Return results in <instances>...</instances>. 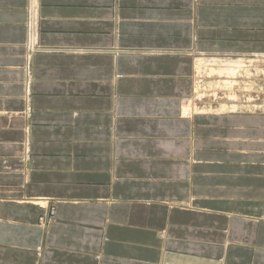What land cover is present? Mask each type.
<instances>
[{
    "label": "crops",
    "instance_id": "crops-1",
    "mask_svg": "<svg viewBox=\"0 0 264 264\" xmlns=\"http://www.w3.org/2000/svg\"><path fill=\"white\" fill-rule=\"evenodd\" d=\"M0 264H264V0H0Z\"/></svg>",
    "mask_w": 264,
    "mask_h": 264
},
{
    "label": "bare ground",
    "instance_id": "bare-ground-1",
    "mask_svg": "<svg viewBox=\"0 0 264 264\" xmlns=\"http://www.w3.org/2000/svg\"><path fill=\"white\" fill-rule=\"evenodd\" d=\"M217 62V61H216ZM219 62V61H218ZM256 62V61H255ZM220 63V62H219ZM212 64H214V63H212ZM225 64V63H224ZM228 65L230 64V63H227ZM247 64H248V62H247ZM219 65V64H218ZM221 65V64H220ZM231 65H233V64H231ZM198 66H201L200 64H198ZM249 66V65H248ZM218 67V66H217ZM242 67L243 66H241V69H242ZM199 68V67H198ZM222 68V67H221ZM228 69H226V70H223V72L225 71V73H226V75H229V76H231V75H234L236 72H237V70L240 68V67H236V69H232V68H229V67H227ZM248 70H251V69H249V67H246ZM244 69V68H243ZM239 71V70H238ZM199 72H200V70L198 71V72H196L197 74H199ZM256 70L254 71V72H252V73H250V76L251 77H255L256 76ZM220 73V72H219ZM222 73V72H221ZM211 74H213V72L211 73H208V75H211ZM223 74V73H222ZM243 74H244V72H243ZM242 74V75H243ZM245 74H249V71H245ZM244 74V75H245ZM250 76H249V78H250ZM244 77V76H243ZM253 77V78H254ZM244 80H245V78H244ZM242 82V81H241ZM237 83V82H236ZM251 84V85H250ZM256 85L254 84V83H248V82H246L245 84H241V86L239 87V91H242L243 92V94H248V93H251L254 89L255 90H257V87H255ZM229 88V87H228ZM231 88V87H230ZM261 88V87H260ZM209 89H213V85H206L205 83L203 84V91H205L204 93H205V97L204 98H208L207 96L208 95H210L209 94ZM236 91V90H235ZM208 102V101H207ZM204 108H208V107H204ZM200 110H205V109H200ZM191 113L192 111L191 110H188V109H186L185 110V114L186 115H188V114H190L189 112ZM204 112H206V111H204Z\"/></svg>",
    "mask_w": 264,
    "mask_h": 264
},
{
    "label": "rangeland",
    "instance_id": "rangeland-1",
    "mask_svg": "<svg viewBox=\"0 0 264 264\" xmlns=\"http://www.w3.org/2000/svg\"><path fill=\"white\" fill-rule=\"evenodd\" d=\"M210 77V76H209ZM256 77V76H255ZM199 86H200V84H199ZM198 86V88H196L197 90H196V93H195V95H196V99L198 100V101H202L203 99H204V96H205V93H203V97H199V93H201L202 91L200 90V89H202V87H199ZM255 87H257V86H255ZM210 90V89H209ZM260 90H262V88L260 89ZM200 91V92H199ZM52 213V210H49L48 212H46L45 214H43L40 218H41V221L40 222H43V221H47L48 219H49V215Z\"/></svg>",
    "mask_w": 264,
    "mask_h": 264
},
{
    "label": "built area",
    "instance_id": "built-area-1",
    "mask_svg": "<svg viewBox=\"0 0 264 264\" xmlns=\"http://www.w3.org/2000/svg\"><path fill=\"white\" fill-rule=\"evenodd\" d=\"M54 217V213L52 212L50 215H49V219L48 220H52ZM40 221H41V218H40Z\"/></svg>",
    "mask_w": 264,
    "mask_h": 264
}]
</instances>
